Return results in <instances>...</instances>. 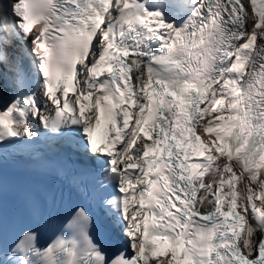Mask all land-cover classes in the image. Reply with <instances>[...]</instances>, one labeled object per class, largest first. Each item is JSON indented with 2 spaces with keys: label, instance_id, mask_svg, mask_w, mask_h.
<instances>
[{
  "label": "snow or ice",
  "instance_id": "6c2138e0",
  "mask_svg": "<svg viewBox=\"0 0 264 264\" xmlns=\"http://www.w3.org/2000/svg\"><path fill=\"white\" fill-rule=\"evenodd\" d=\"M0 264H264V0H0Z\"/></svg>",
  "mask_w": 264,
  "mask_h": 264
}]
</instances>
